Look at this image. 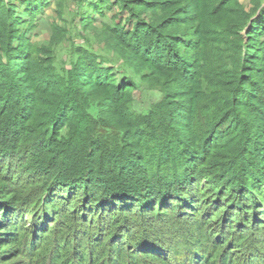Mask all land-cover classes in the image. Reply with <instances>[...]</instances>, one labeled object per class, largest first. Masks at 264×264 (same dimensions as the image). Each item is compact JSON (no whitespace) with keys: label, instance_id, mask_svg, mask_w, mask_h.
<instances>
[{"label":"trees","instance_id":"1","mask_svg":"<svg viewBox=\"0 0 264 264\" xmlns=\"http://www.w3.org/2000/svg\"><path fill=\"white\" fill-rule=\"evenodd\" d=\"M141 1L148 10L159 9L166 14L163 18L148 14L151 23L141 19L125 0H119L133 14L130 21L134 33H143L137 44L142 47L145 41L143 53L149 65L158 72L172 69L182 79L179 84L187 82V88L193 89L198 84V90L204 92L185 110L191 115L183 116L185 121L181 123L178 118L169 121L172 109L167 96L164 104L152 106L148 113L136 112L131 97L134 85L130 83L135 78L127 75L118 78L112 72L111 77L107 75V84L95 75L74 77L70 83L60 79L59 86L52 81L42 83L40 76L44 73L31 63L37 58L27 53L24 35L16 34L17 28L30 21L6 4L1 12V4L0 44L8 62L0 57V90H8L0 97V106L14 104L15 109L0 111V129L12 130L9 135L0 132V154L8 157V165L16 166L18 158L32 153L31 176L42 172L47 178L41 181L37 177L11 192L0 181V249L13 244L10 247L20 253L23 244L31 264H44V242L57 236L58 226L63 234L70 226L58 219L63 196L55 199L58 190L67 186L68 197L82 199L83 211L78 219L92 221L94 226H78L73 240L65 234L59 243L54 242L58 250L55 264H69L64 260L71 248V264H103L105 259L107 264L146 263L129 253L131 243L132 250L142 247L159 254L154 258L161 259L162 264H235L229 256L232 248L245 254L244 264H264V250L256 244L257 240L264 243V136H253L245 128L238 132L244 127L242 111L249 106L244 94L250 95L251 104L260 102L249 90L258 89L254 73L264 78V57L260 55L264 44H257L264 33V15L253 18L261 1L255 0L252 14L237 3L231 6L233 0ZM177 4L181 6L175 9ZM37 10V6L29 5L24 11L36 18ZM188 29L194 31L196 40L189 37ZM120 33L126 35L124 30ZM228 75L232 87L225 96L221 78ZM260 82L264 85V79ZM157 87L165 92L164 86ZM100 88L109 91L102 94V101L92 94ZM46 93L53 96L48 103L42 102ZM118 93H125V97L116 101ZM72 97L80 111L77 120L67 113ZM195 100L207 104L203 108L206 112L192 109ZM113 105L114 113L108 109ZM93 109L98 116L93 115ZM236 115L238 121L232 129L226 120ZM251 118L258 121L262 116ZM36 128L43 130L38 132ZM233 136H237L234 141ZM18 150L21 153L17 155ZM216 181L218 184H214ZM175 186L183 218L191 221L185 225L181 221L183 228L189 226L184 230L186 240L182 245L170 241L171 234L163 227L168 213L177 215L179 210L181 214L173 194ZM121 197L135 201H126L123 206ZM210 202L221 203L223 210ZM200 203L206 206L200 208ZM87 210L96 216L95 221L88 218ZM60 211L67 214L64 209ZM212 220L218 227L210 233ZM159 240L168 243L159 246ZM251 242L263 257L252 252ZM188 245H193V250ZM0 264L7 263L0 258Z\"/></svg>","mask_w":264,"mask_h":264},{"label":"rangeland","instance_id":"2","mask_svg":"<svg viewBox=\"0 0 264 264\" xmlns=\"http://www.w3.org/2000/svg\"><path fill=\"white\" fill-rule=\"evenodd\" d=\"M125 1L126 5H130L133 8L134 12L141 17V19L149 20L151 21V23H153V21L149 19V17L147 16L148 14L152 13L156 16L161 15V18L165 17L166 15L161 14L159 9L157 11L148 10L147 6L143 5L141 0ZM258 1H261V7L256 12V15L253 16V18H259V16L261 17L264 15V0ZM2 3L4 5L1 12L5 10L6 4L9 7H15V10H18L19 15L23 19H27L28 21H30L28 23H25L24 26H20L19 28H17L16 34L24 35V41H26L27 44V53L34 54V56L37 58L31 59V63L37 65L38 69H40L42 73H44L42 76H40V79L44 84L52 81L53 84L57 83V85L59 86L60 79L69 81L70 83L71 79L74 77L86 78L88 76L93 77L94 75L96 77H102L104 80V84H107L109 83L108 76L111 77L112 72L117 75L118 78H120L122 75H127L130 79L135 78L134 80H131L132 82L130 83L134 85L133 90H131V97L132 106L136 112L143 114L148 113L151 110L152 106L163 103V99H165V97L167 96L166 101L169 107L172 109V112L169 113L170 115H168L169 121L172 122L175 118H178L180 119L178 123L185 121L182 118H184L183 116H185L186 114L188 116L191 115V112H186L185 110L188 109V107L191 108L194 98L203 96L204 92L198 90V84L195 85V89L187 88L188 85H185V83L187 82H184V85L179 84L182 79L178 77L177 73L174 70L166 69L167 72H158L156 69L152 68L149 65L146 54L144 55L143 53L144 47L147 46L145 41L143 42L144 46L142 47L137 44L139 43L137 38H140L141 35L143 36V33L140 32L138 33V35L135 34L137 31L134 33V25L130 21V18L133 16V14H130V12L127 8L124 7V5L122 3H119V0H0V6H2ZM175 3L177 2H174V4ZM236 3L249 14H252L253 10L256 8L255 0H233L230 5L234 6ZM29 5L37 6L38 10L36 12V18L32 16V13H25L24 10L29 7ZM180 6V4H177L174 8L177 9ZM168 13L174 15L173 11H170ZM33 18L34 20L32 23ZM111 29H115L116 31H112ZM123 30L126 32V35H121L120 31ZM129 33L131 35H129ZM188 33L192 35L189 36L191 37L192 41L196 40L193 34L194 31H192V29H188ZM140 41L142 40L140 39ZM161 41L163 43V40ZM162 43L160 44V46L162 45ZM262 43L264 44V33L257 40L258 46H261ZM181 47L182 49H184V46ZM174 48V44L171 43V50H173ZM2 49L3 46L0 44V57L3 56V61L8 62V60L4 57V53L1 52ZM191 53H193L192 50ZM263 53L264 52H261V57H264ZM105 67H112V69H108L107 71ZM226 67H229V64H227ZM109 70H112L110 74L108 73ZM82 74H84V76H82ZM252 77L256 81V83H258V89H250L249 93H251L253 96H257L260 102H257L256 105H253L250 102V95H248L247 93L244 94L248 99L247 103L249 104V106L246 111H242V113L245 115V118H242V124L244 127H241L238 132H241V129L245 128L247 133L250 132L253 136L262 137L264 136V85L260 81H262L264 78L259 77L257 73H254ZM230 79V75H228L227 79H225V76L221 78V82L223 83L221 93L225 96L226 91H228L232 87V84H229V82L231 81ZM157 86H161V88H163L162 86H164L165 92H163V90L159 89ZM200 88H202V86H200ZM7 90V88L3 87L0 90V97L5 95ZM105 92H109L107 91V88H100L96 91H92V94L95 93V97L102 101V94ZM121 96L125 97V93H118L116 95V101H119L118 99L122 98ZM52 99L53 96L48 93L42 96V102L44 103H48ZM70 99H72L73 103H71L70 109L69 111L67 110V113L69 114L70 118L77 120L78 115L80 116V111L77 107V104H75L74 98L72 97ZM11 105L12 104H9V106L4 107L3 104L2 106H0V111H3L2 109H8L6 111L8 112L9 109H15V105ZM204 107L207 108V104L202 105L200 101L195 100V106L192 109L199 112L200 110H203ZM108 109L111 112H116L114 105L108 106ZM92 113L93 115L98 116V113L95 109L92 110ZM257 114H260L262 118L258 121H253L251 117L257 116ZM237 116L238 115L235 116V119L232 118L226 120V122L228 123L227 126H230L232 127V129H234L238 121ZM209 123L211 124L213 123V121H209ZM42 130L43 129L36 128V131L38 132ZM2 131H4L5 133L8 132L7 135L12 133V130L0 129V132ZM221 133L223 135L225 134V132H220L219 135ZM227 137L230 138L231 135H228ZM236 137L237 136L232 137V139L234 138L233 141ZM19 153H21V150H18L17 155ZM17 155L15 156V158L19 157ZM27 155L28 154H26L22 159L18 158V160L16 161V166H12L14 165V163L12 165H8V157L4 156V154H0V181L2 182V185L4 187H7V190L10 192L18 191L24 186L26 187V185H28V181H31L37 177L40 178L41 181L47 178L46 173L42 176V172L41 174L39 172H35L37 173V175L31 176V173H33L34 171L32 169L34 167V162L30 160V158L33 156V154L30 153L28 156ZM123 162H125V160ZM41 181L39 182L40 184ZM214 184H218V182L216 181L214 182ZM174 189L175 192H173V194L177 199V187L175 186ZM37 192L38 195H41L40 190ZM68 193L69 188L67 186H64L58 190L57 197L55 199L59 198V196H63V199L61 198V203L63 205L60 206L61 208L59 209L66 210L67 214H62L59 210L58 219H60V222H64L63 225L68 224L70 226H66L67 230H65L64 234L61 231L62 227L58 226L59 232H57V236H53V240L44 242V245L47 246L44 252V264H55L56 260L58 259V250L56 249L57 247L54 246V242L59 243L58 241L61 237H64L63 235L66 234L68 235V238L73 240L75 233L74 228H76L77 231L78 226H84V224L86 226H94V222L92 221L78 219V217H80L79 215L81 211H83L82 199L74 201V198L68 197ZM126 199H122V197L119 198V201L123 203V206H125L126 201H135L130 198ZM136 202L138 203V200H136ZM181 203V200L177 199L178 208L180 207V205L182 206ZM210 203L212 205H215L216 209L218 208V210H223L220 209L221 203ZM200 204V208L204 207V205L206 206V204L204 203ZM167 207L168 206L164 204L165 210H167ZM223 208H226V204H224ZM136 209L137 208H135L134 210L136 211ZM147 210L150 211V208H148ZM178 212V217L175 214L170 215L168 213V215H166L165 217L168 221H164L165 224H163V227L167 229L164 230L170 232L172 239L170 241H173L175 244L178 243L182 245L185 244L186 240L184 239V230L188 229L189 226H185L186 229L183 228L184 226H181V221H183V225L189 224L191 223V221L189 220V218L188 220L183 218V209H180V215ZM238 213H240L238 214L239 217H242V212L238 211ZM87 214L88 218L94 219V221L96 220V216L92 213H89V210H87ZM171 216H173V218H171ZM151 225L153 224L151 223ZM217 225L218 224L216 223V220H212L209 224V232L211 233L212 229L214 232L216 227H218ZM242 226V228L244 229V224ZM26 231L28 230L24 228V232ZM221 233L219 232V234ZM253 233L257 236L256 230H254ZM209 241V243L212 244L213 240L210 239ZM167 243L168 241L162 244V242L159 240L158 244L159 246H163ZM4 244L8 245V243ZM250 244L252 252L258 254L259 251L256 250V245L252 242ZM256 244L260 249L264 250V243H262L260 240H257ZM12 245L13 244H9L7 248L0 249V258L5 259L7 264H31V257H29L27 254L28 248H23V244H20L19 247L21 252L18 253L16 248L10 247ZM107 245L109 246L110 242ZM107 245L104 246L106 250H108ZM188 246L193 250V245ZM131 247L132 243L128 249L129 253L132 251L131 255L135 256L139 262H146L144 264H162L161 259L159 260V258H154L158 257L157 255L159 254H155L154 252L151 253V251H147V248L143 249L142 247H136L132 250ZM158 249L159 248H157V250ZM231 250L232 252H230L229 254V256L232 257L231 263L235 262V264H244L243 257L245 256V254L240 252L238 248H232ZM148 253H151L153 256ZM259 255L262 256L260 253ZM126 257L124 259L125 261ZM72 259L73 249L71 248L67 258H65L64 261L69 260L68 263L71 264ZM169 259H171V257H169ZM87 261L88 260H86V263ZM114 262V260H111V263ZM107 263L108 261H106L105 259L103 264Z\"/></svg>","mask_w":264,"mask_h":264}]
</instances>
